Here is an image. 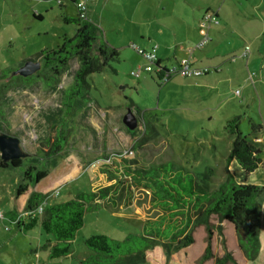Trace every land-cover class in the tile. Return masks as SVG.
I'll return each instance as SVG.
<instances>
[{
  "label": "rangeland",
  "instance_id": "1",
  "mask_svg": "<svg viewBox=\"0 0 264 264\" xmlns=\"http://www.w3.org/2000/svg\"><path fill=\"white\" fill-rule=\"evenodd\" d=\"M130 1L100 0L98 6L92 4V11L87 8L89 15L92 13L88 20L98 28L100 37L116 48L118 56L102 71L86 77L85 95L68 116H63L58 108L63 90L72 82L76 59L68 61L55 89L45 90L41 82H35L27 88L11 87L0 98V109L4 112L0 133L18 137L22 150L29 154L21 158V166L34 162L37 167L46 166L49 170L34 187L16 195L21 167H0V264H78L90 253L83 240L92 234H105L115 240H122L129 233L140 234L143 221L154 219L161 212L151 207L147 191L140 188L129 191L125 183L117 187L113 201H101L97 208L84 213L83 225L71 241L66 257L49 258L48 240L52 242V236L45 234L39 223L30 230L19 231L6 212L13 210L26 220L25 202L33 189L47 191L49 199L60 202L78 192L89 193L108 185L99 171L100 165H92L93 161L125 150H131L128 160L134 159L143 167L172 162L195 175L211 167L215 172L211 183L214 187L229 170L232 139L225 122L234 116H239V130L255 146L256 157L261 161L253 171L244 173L235 160V178L264 186V10L248 9L252 7L251 1L258 0H242L241 12L235 17L237 23L228 24L223 33L227 39L217 42L224 45V49H218L225 52L224 70L234 65L231 57L242 67L238 77L234 76L231 83L222 81L214 95L209 94L211 89L200 92L197 87L177 86L188 78L199 81L198 76L175 73L176 83L170 81L168 86L159 87L152 72L131 74L145 64L131 43L137 47H144L145 43L140 41L137 18L135 23L130 21L134 19L131 8L136 0ZM33 13L41 18L33 17ZM65 14L76 15L71 0H0V70L16 69L25 60L35 59L39 50L58 46L63 35H73L76 25L65 23L62 19ZM219 23L223 26L222 20ZM202 26L204 31L206 24ZM176 34L177 39L186 35L179 28ZM174 39L173 32L160 37L168 44ZM202 46L197 47L198 53L215 50L212 43ZM214 91L212 88L211 92ZM128 108L137 115L134 130L127 129L121 121ZM60 119L70 128L69 137L63 150L46 159L45 141H52ZM137 141L141 144L135 147ZM258 228L259 249L253 260L247 261L238 250L237 233L228 225H222L221 236L213 234V253L220 256L224 251L231 252L237 264H264V196ZM193 233L194 242L185 255L167 257L161 247L155 246L142 264H213V259L200 262L206 244L204 229L195 228Z\"/></svg>",
  "mask_w": 264,
  "mask_h": 264
},
{
  "label": "trees",
  "instance_id": "2",
  "mask_svg": "<svg viewBox=\"0 0 264 264\" xmlns=\"http://www.w3.org/2000/svg\"><path fill=\"white\" fill-rule=\"evenodd\" d=\"M59 1V0H58ZM74 5V0H71ZM75 7V6H74ZM33 17L41 18L33 13ZM65 23L76 25L73 35L62 37V42L55 48H44L35 54L41 63L40 69L29 76L12 75L15 69L0 70V98L11 87H30L41 82L45 90H53L66 71L68 61L77 60V68L72 82L63 90L59 111L68 116L75 103L85 95L88 88L86 77L100 72L110 60L117 58L116 48L104 41L98 28L87 17L65 14ZM157 65L160 60L157 58ZM166 67L154 72L158 85ZM207 72V71H206ZM206 72L204 74H206ZM149 73V72H148ZM202 74V75H204ZM201 76V75H199ZM2 81V79H6ZM1 101V100H0ZM4 112L0 109V122ZM65 118L62 119V121ZM60 119V125L50 141H45L46 159L58 154L66 145L70 128ZM239 116L225 122V129L232 139L228 159H235L244 173H249L260 165L256 157L255 146L245 139L239 130ZM141 141L134 143L137 147ZM117 153L112 156L115 157ZM110 158L109 155L101 157ZM21 159L3 162L1 168L21 167V179L16 188V195L27 192L44 179L49 170L45 166L37 167L34 162L21 166ZM100 173L104 174L108 185L98 187L89 193L78 192L65 201L49 199V192L31 190L25 202V211L31 212L45 202L40 214L20 218L13 210L6 216L19 231L32 229L39 223L43 232L52 236L48 240V257L61 258L70 253V244L77 230L83 225L84 213L97 208L103 200L113 201L118 186L126 184L129 191L140 188L150 195V205L161 214L142 223L140 234L129 233L122 240H115L105 234H92L83 240L90 253L78 264H142L146 262L148 252L155 246L162 248L165 256L185 255L194 242L195 228L205 231V247L200 262L213 259V264H237L231 252L224 251L216 256L212 250V236L216 232L222 235V225L231 226L237 233V248L247 261L257 256L259 249L260 204L264 196V186L239 182L234 173L227 171L224 179L211 187L214 169L206 167L199 175L183 166L172 162L158 163L143 167L134 159L113 158L110 163L101 164ZM128 178V180H125ZM2 217V214H1Z\"/></svg>",
  "mask_w": 264,
  "mask_h": 264
},
{
  "label": "crops",
  "instance_id": "3",
  "mask_svg": "<svg viewBox=\"0 0 264 264\" xmlns=\"http://www.w3.org/2000/svg\"><path fill=\"white\" fill-rule=\"evenodd\" d=\"M99 2L100 0H93L88 6V10L90 9L92 11V4L98 6ZM251 3L252 7L250 6L248 8L250 11L264 10V0H258L256 2L251 1ZM240 4L242 5V0H238V3H236V0H136L131 8L134 10L132 11L134 12V19L130 21L135 23V17L137 18L136 20L141 30L139 31L140 41L145 43L144 47L140 46L139 48L142 49L146 47V49L142 50L153 51L155 56L160 60L162 66L170 68L185 61L195 67L208 68L206 74L198 76L199 81L190 76L193 78L192 80L190 78L185 79L183 82L184 84H179L177 85L178 87L183 88V85L184 87H197L200 92H207L205 90H212V88H214L216 91L213 93L211 90L209 91L210 95H214L219 91V86L222 84V81L231 83L235 80L234 76L238 77L237 75L241 73L242 64L236 63L233 57L230 59L234 61V65L228 69V71L224 70L223 66L226 64L223 59L225 57V52L218 51L220 48L224 49V45L221 46L217 43L226 38L223 34L226 30V26H228V24L235 26L237 23L235 17L241 12ZM205 14L212 15V22L206 20L204 22ZM91 15L92 13L89 15V13L86 12L87 18H91ZM233 15L234 17H232ZM220 20H222L223 26L219 23ZM202 23L206 24L204 31ZM149 27L150 29H147ZM178 28L186 33L183 39L176 38ZM235 31L233 34H236ZM170 32H173L175 35L174 42H169L168 44L166 40H160V37ZM204 36L208 37V40L202 47L207 43H212V45L215 46V50L211 51L208 49L201 54V52H197L196 49L198 48L196 45ZM181 47L182 51L180 50ZM169 48H171V50ZM168 50H170V53H168ZM243 52H245V49ZM173 61L175 63H173ZM258 64L263 63L260 62ZM211 75L213 78L210 77ZM174 78L172 74L165 82H161L159 87L163 85L168 86L170 81L176 83L178 80ZM213 80H215V82ZM234 161L235 159H230L228 171L235 174L233 170ZM239 170L240 169H238V171ZM73 196H75V194Z\"/></svg>",
  "mask_w": 264,
  "mask_h": 264
},
{
  "label": "built area",
  "instance_id": "4",
  "mask_svg": "<svg viewBox=\"0 0 264 264\" xmlns=\"http://www.w3.org/2000/svg\"><path fill=\"white\" fill-rule=\"evenodd\" d=\"M93 0H74V6L76 8V13L78 14V16L80 17H87L86 16V12H87V8H88V3L92 2ZM204 19L206 21L212 22L213 17L211 14H205L204 15ZM208 40L207 37L203 38L202 40H200L197 43V47H200L202 45H204V43H206V41ZM131 46L143 57L145 64L143 67L138 68L136 71L131 72L132 75L134 76H138L141 71H145V72H152V74L154 75L155 71H161L163 66L159 63V65H157V57L155 56V54L153 53V51H144L141 48L134 46V44H131ZM243 55H246V52H243ZM206 71H208L207 67H192L188 62H181L179 63V65L177 67H170V68H166V70L163 72V75L161 76V79L159 80V82H165L169 76H171L172 74L175 73H180L183 76L186 77H190V76H199L204 74ZM129 154H131V150L127 151H122L120 153H117L115 155V157L110 156V158L104 159V158H98L97 160L93 161L94 165H101L104 163H110L111 159L113 158H126ZM53 196H56V192L53 194ZM45 204V202H43L42 204L38 205L37 208L31 212H26V216L28 215H34V214H40L43 208V205ZM1 217V214H0Z\"/></svg>",
  "mask_w": 264,
  "mask_h": 264
},
{
  "label": "water",
  "instance_id": "5",
  "mask_svg": "<svg viewBox=\"0 0 264 264\" xmlns=\"http://www.w3.org/2000/svg\"><path fill=\"white\" fill-rule=\"evenodd\" d=\"M41 63L39 60L27 59L15 70L12 75L29 76L40 69ZM122 123L129 130H134L137 127V115L128 108L121 117ZM29 154L22 150L19 138L8 133H0V159L3 162H10L15 159L28 157Z\"/></svg>",
  "mask_w": 264,
  "mask_h": 264
},
{
  "label": "flooded vegetation",
  "instance_id": "6",
  "mask_svg": "<svg viewBox=\"0 0 264 264\" xmlns=\"http://www.w3.org/2000/svg\"><path fill=\"white\" fill-rule=\"evenodd\" d=\"M30 59H31V58H30ZM32 60H34V61H35V60H38V59H32Z\"/></svg>",
  "mask_w": 264,
  "mask_h": 264
}]
</instances>
